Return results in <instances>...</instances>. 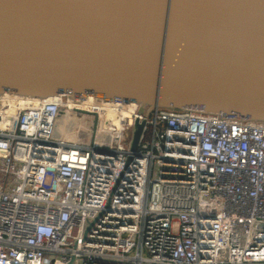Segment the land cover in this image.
Instances as JSON below:
<instances>
[{"label":"built area","instance_id":"obj_1","mask_svg":"<svg viewBox=\"0 0 264 264\" xmlns=\"http://www.w3.org/2000/svg\"><path fill=\"white\" fill-rule=\"evenodd\" d=\"M0 264H264V122L0 94Z\"/></svg>","mask_w":264,"mask_h":264},{"label":"water","instance_id":"obj_2","mask_svg":"<svg viewBox=\"0 0 264 264\" xmlns=\"http://www.w3.org/2000/svg\"><path fill=\"white\" fill-rule=\"evenodd\" d=\"M4 93L264 122V0H0Z\"/></svg>","mask_w":264,"mask_h":264},{"label":"bare ground","instance_id":"obj_3","mask_svg":"<svg viewBox=\"0 0 264 264\" xmlns=\"http://www.w3.org/2000/svg\"><path fill=\"white\" fill-rule=\"evenodd\" d=\"M68 135H69V133H68Z\"/></svg>","mask_w":264,"mask_h":264}]
</instances>
